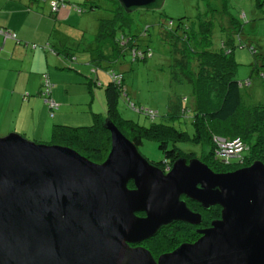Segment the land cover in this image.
I'll list each match as a JSON object with an SVG mask.
<instances>
[{"label": "water", "instance_id": "1", "mask_svg": "<svg viewBox=\"0 0 264 264\" xmlns=\"http://www.w3.org/2000/svg\"><path fill=\"white\" fill-rule=\"evenodd\" d=\"M115 1L125 13L158 12L164 2ZM104 128L110 146L100 164L17 134L0 138V264H264L261 162L214 173L178 158L163 174L108 120ZM184 199L219 207V218L156 259L128 246L173 223L199 225Z\"/></svg>", "mask_w": 264, "mask_h": 264}, {"label": "trees", "instance_id": "2", "mask_svg": "<svg viewBox=\"0 0 264 264\" xmlns=\"http://www.w3.org/2000/svg\"><path fill=\"white\" fill-rule=\"evenodd\" d=\"M113 2L117 3L115 0ZM259 2L258 0V4ZM74 3V0H65L57 11L68 7L74 15L81 14L82 12ZM116 6L117 10L108 19L99 20L95 40L98 43L110 44L111 52L117 56L128 52V55H131V61H143L149 58L151 51L148 47L140 48L137 45L138 38L146 36L148 26L138 32L128 30L117 35L116 31H119L117 29L126 25L129 13H125L118 4ZM207 10V13H200L192 19L184 17L170 19L160 26L158 32L160 43L167 51L166 68L169 85L188 86L191 94V102L184 96L177 97L172 102L169 101L164 118L178 120L190 114L191 134L189 136L163 123H154L152 121L156 116L150 118L146 111L140 112L135 109L134 105L127 101L122 76L110 71L108 82L103 88L106 106L104 117L91 113V124L85 127L53 125L48 146L71 149L90 163L100 164L105 160L110 146L109 134L104 128V121L108 120L136 150L144 140L156 142L157 149L163 155V162L150 164L163 174L169 170L174 160L183 158L188 161L194 155L193 152H183L178 149L175 146L176 142H188L191 145L208 143V151L205 156H200L199 162L214 173L231 172L247 167L254 161H259L264 165V105L256 104L245 107L241 101L239 88L250 86V80L238 82L233 79L236 64L231 57L232 51L235 48L244 47L239 36L241 24L225 10L221 11V14L211 7ZM57 11H50V14H55ZM213 11L219 14L218 26L223 27L227 22L230 27L227 31L218 30L219 36L215 40L213 39L214 21L217 19L211 15ZM6 32L13 37L4 39L3 33ZM0 38L2 42L6 40L18 42L13 32L2 28H0ZM62 49L69 55L68 59L72 60L73 55L68 52V49ZM247 49L252 56L256 54L251 46ZM135 53H139L140 58L133 57L132 54ZM98 57L100 60L105 58L104 55ZM105 64V67H108L106 61ZM97 65L94 62L93 67L96 68ZM254 69L259 77L264 76V72L258 70L256 66ZM111 74L119 80H112L109 77ZM44 77L50 84L45 75ZM85 85L89 91L91 86H98L89 79ZM49 93L47 98L51 100ZM121 98L132 111L143 113L150 119L151 122L147 127L140 126L132 120H125L119 115L117 104L118 99ZM214 138L226 141L238 138L244 146L239 159H228L226 163L219 159L215 154L217 148L213 141ZM127 187L131 188L132 184L128 183ZM184 201L185 204L194 206L193 202L185 199ZM219 211V207L214 206L208 212H203L205 223L201 226H208L211 221L219 218ZM198 235L196 230L188 224L177 222L160 230L145 244L156 252H171L181 244L194 242L199 237Z\"/></svg>", "mask_w": 264, "mask_h": 264}, {"label": "rangeland", "instance_id": "3", "mask_svg": "<svg viewBox=\"0 0 264 264\" xmlns=\"http://www.w3.org/2000/svg\"><path fill=\"white\" fill-rule=\"evenodd\" d=\"M51 1L53 0H45L48 8ZM259 1L258 4V0H164L162 8L158 12L137 11L129 13L126 25L122 26L121 29L118 28L119 31H116V34L128 30L138 32L148 26L146 36L139 37L137 45L140 48L147 46L151 51L149 58L143 61H131V55H128V52L117 56L111 52L112 46L110 44L98 43L95 40L99 20L108 19L117 10V3L115 4L113 0H74L82 13L79 15L72 13L71 18H74L78 23L69 24L70 27L66 26L64 31L57 30L58 35L62 34L66 38V48L73 55L72 62H65L68 65L66 68L78 72V74L70 72L67 79L71 81L72 76H74L79 79V82L81 81L77 85L71 86L69 93L75 97H81V102L77 103H82V106L79 107L84 109L89 102L87 101L89 94L86 93L84 83L89 79L98 84V86H91L90 88L91 92L97 94L91 100L92 113L104 117L106 106L103 88L108 82V72L118 73L123 79L122 84L126 91L127 101L134 105L135 109L140 110V112H152L156 116L152 122L171 126L189 136L191 134L190 114L178 120H166L164 118L166 105L169 101L172 102L175 98L184 96L191 102V94L188 86L169 85L166 68L168 63L167 51L165 46L160 43L158 32L160 26L170 19L174 20L178 17L192 19L200 13H207V8L211 7L220 14L221 11L225 10L241 24L239 36L244 47L233 49L231 57L236 64L233 79L238 82L250 80V86L239 88L242 104L245 107L256 104L264 105V76L258 77L254 69L255 66L258 70L263 69V67L259 68L258 64L261 62L264 64V0ZM216 12L211 13L217 19L214 21V40L219 36L218 30L227 31L228 28L230 29L227 22L223 27L218 26L220 23L219 14ZM75 33H79L77 39L74 38ZM248 46L256 51L254 56L249 53ZM99 55H104L108 67H105V61L100 60ZM94 62L95 65L98 64L96 68L93 67ZM117 110L123 119L132 120L140 126L147 127L151 122L143 113L134 112L127 107L122 98L118 99ZM80 121V118L69 117L63 119L59 125L85 127L91 124L90 119L85 125L81 124ZM25 139L27 140V138ZM27 141L48 145L50 139L48 137L47 140L40 142L29 139ZM175 146L183 152H193L192 159L198 161L201 160L200 156L206 155L209 148L208 143L191 145L188 142H176ZM137 151L149 163L163 162V155L157 149L154 141H142Z\"/></svg>", "mask_w": 264, "mask_h": 264}, {"label": "crops", "instance_id": "4", "mask_svg": "<svg viewBox=\"0 0 264 264\" xmlns=\"http://www.w3.org/2000/svg\"><path fill=\"white\" fill-rule=\"evenodd\" d=\"M71 14L68 7L50 14L45 0H0V28L13 32L18 41L0 38V137L13 133L40 142L50 138L52 126L65 118H80L83 125L91 122V100L97 94L84 83L89 102L82 109L77 103L81 97L69 93L81 81L74 76L67 79L70 72H78L66 68L65 62L72 60L62 51L66 38L57 32L78 23ZM78 36L75 33L74 38ZM258 66L264 72V64ZM44 75L52 85L49 98L57 104L52 116L39 96Z\"/></svg>", "mask_w": 264, "mask_h": 264}, {"label": "built area", "instance_id": "5", "mask_svg": "<svg viewBox=\"0 0 264 264\" xmlns=\"http://www.w3.org/2000/svg\"><path fill=\"white\" fill-rule=\"evenodd\" d=\"M65 0H53L49 3V8L51 12H55L57 11V9L64 3ZM74 10V9H73ZM3 37L4 39L7 38H12L13 35H9L7 32L3 33ZM133 57H137L140 58L139 53H135L132 54ZM109 77L112 80H116V76L114 75H109ZM119 79H117L118 81ZM247 84V83H246ZM52 85L48 83V81L45 79V77H42V89L40 92V96L43 98L44 102L46 103L48 110H49V115L52 114V112L54 110H56V104L49 100L48 97V93L51 89ZM148 115L150 116V118H152L154 116V113L152 112H147ZM213 141L216 144V156L221 159L224 163H226L228 159H239V157L241 156L243 150H244V146L241 143V141L238 138H234L232 140H224V139H220V138H214Z\"/></svg>", "mask_w": 264, "mask_h": 264}, {"label": "flooded vegetation", "instance_id": "6", "mask_svg": "<svg viewBox=\"0 0 264 264\" xmlns=\"http://www.w3.org/2000/svg\"><path fill=\"white\" fill-rule=\"evenodd\" d=\"M193 204H194V206H191V205H189V204H186V207L191 211V212H193V213H195V214H199L200 215V217H201V222H200V224L199 225H197V226H191V225H188L189 227H192V228H194V230H196V231H199V230H203V229H205V228H208L209 227V225L208 226H201L202 225V223L204 224L205 222H203L204 220V217L202 216V213L203 212H208L211 208H213V207H210L208 210H203L198 204H196V203H194L193 202ZM138 216H142V214H140V215H138ZM218 219V218H217ZM172 225V224H171ZM168 226H170V225H167V226H164V227H162L161 229H159V231L160 230H162L163 228H165V227H168ZM158 231V232H159ZM157 232V233H158ZM199 236V235H198ZM151 238H153V237H151ZM151 238H149V239H147V240H144V241H141L140 243H138V244H136V245H133V244H129L128 246L130 247V248H135V247H141V248H143V249H145V250H147L148 252H149V254H151V257H153V259H156L159 255H161V254H165V253H169L170 251H166V252H156V250H154L152 247H150L149 245H147V244H145V242H147V241H149ZM199 238V237H198ZM190 243H193V242H190Z\"/></svg>", "mask_w": 264, "mask_h": 264}]
</instances>
